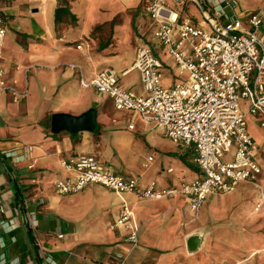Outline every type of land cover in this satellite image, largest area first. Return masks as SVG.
<instances>
[{"label": "crops", "instance_id": "crops-1", "mask_svg": "<svg viewBox=\"0 0 264 264\" xmlns=\"http://www.w3.org/2000/svg\"><path fill=\"white\" fill-rule=\"evenodd\" d=\"M145 1L0 0L6 36L8 25H16L11 48L5 46L6 36L3 39L0 63L4 78L25 94L18 101L7 92L0 96V264H116L121 254L123 264H183L185 259L192 264L210 236L206 225L220 220L230 203L226 197L239 184L249 183L239 182L231 192L208 194L196 216L185 194L141 195L152 181L157 189L166 190L202 177L194 146L172 141L161 125L142 121L134 110H116L109 95L83 87L80 81L109 68L119 86L145 96L140 74L131 68L139 44L151 46L160 59L163 88L187 77L185 71L178 73L165 47L153 39ZM8 47L9 61L5 59ZM71 64L78 65L79 71ZM132 72L135 80L126 79L124 86L121 78ZM136 82L139 87H134ZM89 108L96 111L93 131L51 132L53 113L80 115ZM154 133L172 142L159 149L167 161L158 172L166 173L144 175L141 168L154 155L142 163L141 153L151 143L159 146ZM11 151L22 159L6 155ZM86 153L94 155L101 167L136 178L139 191L117 194L87 183L80 191L59 194L55 180L73 174L60 161ZM171 156L178 162L177 173L168 162ZM254 186L259 193L252 215L264 205L254 209L260 199ZM122 199L131 208L132 224L137 225L135 247L127 240L130 226L111 228ZM29 212L34 213L36 227L26 219ZM250 259L249 264H264V248L251 249L235 263Z\"/></svg>", "mask_w": 264, "mask_h": 264}, {"label": "built area", "instance_id": "built-area-1", "mask_svg": "<svg viewBox=\"0 0 264 264\" xmlns=\"http://www.w3.org/2000/svg\"><path fill=\"white\" fill-rule=\"evenodd\" d=\"M193 8L201 19H195ZM144 10L153 39L165 47L178 73L185 71L187 77L163 88L160 59L151 46L139 44L131 68L138 70L145 96L119 86L117 76L109 68L100 70L90 80L80 81L83 87L91 86L109 95L116 110H134L142 121L161 125L172 141L194 146L202 177L166 190L157 189L152 181L141 195L159 198L175 192L185 194L196 216L208 194L231 192L239 182L249 181L260 191L254 208L258 210L264 203L262 187L256 182L261 167L253 158L257 147L247 133L245 116L259 115V125L264 127V12L258 9L243 13L236 0H146ZM6 33L5 17L0 15V62ZM71 67L79 71L78 65ZM4 72L0 63V96L7 92L14 101L21 100L24 91H18L14 81L8 82ZM239 99L247 101L246 110L242 111ZM231 145L235 146L233 159L223 162L221 158ZM6 155L22 159L15 151ZM60 164L73 174L55 180L54 189L59 194L80 191L87 183L108 187L117 194L139 191L136 178L101 167L89 153L62 159ZM117 218L111 228L130 226L127 240L135 247L137 225L132 224L131 208L123 199ZM26 219L32 227L37 226L33 212ZM118 257L122 259L116 264H123L125 256Z\"/></svg>", "mask_w": 264, "mask_h": 264}, {"label": "rangeland", "instance_id": "rangeland-1", "mask_svg": "<svg viewBox=\"0 0 264 264\" xmlns=\"http://www.w3.org/2000/svg\"><path fill=\"white\" fill-rule=\"evenodd\" d=\"M240 11L243 13L255 12L261 9L264 12V0H236ZM196 12L198 19H201V15L197 9L193 8ZM32 21V20H31ZM36 21V20H35ZM15 24L8 25L9 33L5 39V46L12 44V33H15ZM209 29V27H206ZM11 48V46H10ZM5 51V59L11 60L9 47ZM134 77L135 72H132L127 78L122 77L121 80L125 85L126 79ZM134 87H139V82L134 83ZM241 103L242 111L246 110L248 103L245 99H239ZM247 126V133L252 137L256 145V152L253 155L255 162L261 167V173L257 176V182L262 187L264 192V127L260 126V116L247 113L245 116ZM159 137L160 142L155 147V143H151L142 150V159L140 162L145 163L147 156L150 154L154 155L153 160L148 162L144 175L148 174H164L165 172H158V170L165 169V163L167 159L163 158V154L159 152L164 146H169L172 142L160 134L154 133ZM234 145H231L229 152H225L221 160L228 162L233 159ZM169 164L175 169L174 173H177L178 162L175 156H171L168 161ZM258 190L252 183H241L234 191H232L227 200L228 208L222 213L220 220L209 221V225H206L210 236L207 238L204 246L199 252L192 258V264H236L235 261L242 259L247 256L253 248H264V205L260 210L256 211L254 215L251 214L250 210L254 205V197H258ZM114 197V196H112ZM225 199V198H224ZM226 200V199H225ZM213 223V224H212ZM213 227V229H212ZM39 232L41 227L38 229ZM263 253L260 252L259 256ZM255 258V257H254ZM253 258V259H254ZM182 261V259H181ZM191 260H183V264H191ZM249 262H243L241 264H249Z\"/></svg>", "mask_w": 264, "mask_h": 264}, {"label": "water", "instance_id": "water-1", "mask_svg": "<svg viewBox=\"0 0 264 264\" xmlns=\"http://www.w3.org/2000/svg\"><path fill=\"white\" fill-rule=\"evenodd\" d=\"M95 117L96 111L94 108H89L80 115L53 113L50 121L51 132L56 133L62 130L68 132L93 131L96 127Z\"/></svg>", "mask_w": 264, "mask_h": 264}, {"label": "trees", "instance_id": "trees-1", "mask_svg": "<svg viewBox=\"0 0 264 264\" xmlns=\"http://www.w3.org/2000/svg\"><path fill=\"white\" fill-rule=\"evenodd\" d=\"M59 12H60V9H57L55 12L57 16H59Z\"/></svg>", "mask_w": 264, "mask_h": 264}]
</instances>
